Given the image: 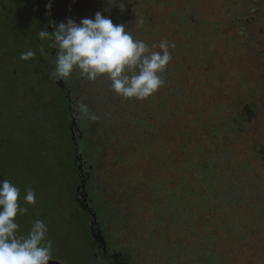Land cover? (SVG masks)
Instances as JSON below:
<instances>
[{
    "label": "rangeland",
    "instance_id": "obj_1",
    "mask_svg": "<svg viewBox=\"0 0 264 264\" xmlns=\"http://www.w3.org/2000/svg\"><path fill=\"white\" fill-rule=\"evenodd\" d=\"M31 1L16 0L11 8L15 11H10V7L6 9L1 7L0 17L5 18L6 13L11 12L15 20L21 18L22 5H30ZM71 1L56 0L63 6L60 8L58 19L53 21L66 22L72 18L79 22L81 20L79 17L75 18L71 13L68 15L67 13L69 11L77 13L80 8L85 11L89 7L92 11L91 18L96 12H102L111 18L114 24L123 23L128 26L132 23L136 34H140L142 40L152 45L150 27L148 23L145 25V19H149L147 10L155 7L157 0H114L115 4L110 0H82L81 5ZM98 2L100 5H97ZM164 5L165 10H162V13L164 11L163 16L167 26H159L158 21L153 18L154 44L158 45L162 40L176 44L180 38L174 33L175 26L169 22V19L172 15L175 17L178 15L180 20H185L191 10L186 5L179 7L175 0H164ZM259 7L254 13V19L248 24L252 34V43L248 48L252 58L251 68L264 71V0L260 1ZM49 21L37 24L31 47L27 49L20 44L21 38L17 37V24L10 23L14 34L12 32L9 34L8 43L0 34L2 46L0 65H5L6 69L15 67L18 70L21 66L18 64V58L9 59L8 56L13 55V51H19L21 54L33 47L35 49L39 47L41 42L37 33L45 25L49 27ZM194 21H196L195 32L198 33L203 44L201 49L204 50V58H207L208 53H212L213 50L216 52L217 46L209 48L207 22L200 17ZM33 22L36 23L35 20ZM210 28L217 35L213 23L210 24ZM0 30H7L4 21ZM182 30L184 29L180 28L181 32ZM6 50H8L7 54ZM38 60V54L29 59L35 64ZM5 61L8 62V66ZM201 61L196 64L197 70L201 67ZM194 66L195 63L192 68ZM253 70L250 71L254 73ZM190 75L197 77V72ZM233 78L230 77V80ZM235 78L237 81L243 79L241 75ZM4 80H6L4 75H0L2 87L5 84ZM19 80L24 82L26 78L21 75ZM241 80L236 86L237 91L244 93L245 89H249L251 93L249 101L256 102L255 105L251 101L255 105L252 108L255 119L252 125L248 126L250 128L248 136L237 134L231 127L230 119H228L230 126L223 119V115L227 113L234 120L237 117L235 108L237 93L234 84L229 82L228 92L221 94L216 82L210 83L214 90H210L209 83L204 84L203 78L198 83L187 82L185 86L193 87L197 84L200 89L196 101L189 105L193 112L182 109L190 134L181 138L182 134L175 129L170 118L171 108L165 105L164 109L168 115L162 118L156 116L153 120L155 131L153 141H156V148L154 146L149 151L148 162L136 168V171L143 170L150 175L156 190L146 192L142 188L146 184H140L138 178L128 176L135 174L128 167L122 168L126 173L125 180L116 184L124 194L118 193L119 196L116 198L108 195L103 203H99L94 201V188L90 187L87 190L85 200L82 199L81 203L93 217L98 219L99 231L96 236H99V240L105 241V245L96 244L98 248L88 255L79 251L82 235L74 234L75 230L80 228L81 219L84 220L86 215L81 213L83 215L81 219L54 223L56 207L47 209L55 197L48 195L50 192L53 193L52 185L45 182L46 158L42 154V143L39 145V139L36 138L39 134L34 135L32 139L33 150L29 145H25L22 138L15 139L12 136L11 130H19V128L22 133L29 132L31 135L36 133L30 127L35 112L33 103L35 108L41 106L39 98L40 95L45 94V91L32 96L33 92H30L29 88L21 90L22 85L17 81L16 93L13 97L18 95L20 98L14 99L9 94L12 92H8L10 87L4 85V91L0 90V99L5 106L8 105V109L0 105V114L10 112L14 115L12 111H15L23 120L18 122L17 119L11 118L10 125L5 127L0 116V180L8 179L20 188L21 203L27 190L26 185L32 187L36 193L35 206L31 208L30 205H26L29 210H33L31 214L17 217L20 234H26L35 219H42L47 224L48 236L53 241V261L63 264H264V150L262 149L264 96L259 97L254 93V88L264 87V84L260 81L259 86L255 84V87H251L250 82ZM45 85L48 95L49 91L53 90L48 83ZM160 93V89L155 92L156 100L154 105L149 104V113L153 111L154 114L157 111L163 113L159 107L160 95L165 98L167 95ZM229 94L231 99L226 102V96ZM139 113L138 109V120H135L137 123H140L145 115V112ZM35 114L38 123L46 118L43 113L44 117L38 116L37 112ZM213 123L214 125H211ZM189 136L194 137L193 143ZM134 137L139 138V135ZM30 180L33 181L29 183ZM122 188H127V191H123ZM64 215L69 217L70 213L65 211ZM63 233L69 235V243L61 238Z\"/></svg>",
    "mask_w": 264,
    "mask_h": 264
},
{
    "label": "trees",
    "instance_id": "obj_2",
    "mask_svg": "<svg viewBox=\"0 0 264 264\" xmlns=\"http://www.w3.org/2000/svg\"><path fill=\"white\" fill-rule=\"evenodd\" d=\"M157 1L155 7L147 10L149 19H145V25L148 23L150 27L152 45L155 41V28L152 27L153 18L158 21L159 26H167L163 16L164 11L162 13V10H165L164 0ZM260 1L182 0L181 2L175 0L179 7L186 5L191 12L186 15L185 20H180L178 15L176 17L172 15L169 19V22L175 26L174 33L180 40L175 44L174 49H169L172 54V61L163 73L165 84L160 88V92L168 96L165 95V98L160 95L159 107L163 113H159V111L156 114L154 111L148 112L149 104L154 105V100H156L155 93V97L153 94L144 100L126 99L112 92L110 82L104 77L89 81L80 77L77 72L67 80H57L51 75L55 66V58H51L50 61L47 58L43 80H45L44 84L48 83L53 91L48 90L50 93L46 95L47 88L45 87V94L40 95L39 98L41 106L35 108V103L32 102L35 112H33L30 127L36 133L32 135L29 132L22 133L20 128L19 130L12 129L11 132L13 138H22L25 145H29L32 150V139L34 135L39 134L36 138L39 139V145L42 143V154L46 158L45 182L52 185L53 193L50 192L48 195L55 197L52 202L49 201L50 204L47 209L56 207L57 214L54 217V223L81 219L83 217L81 213L86 215L84 220L81 219L80 228L74 233L82 235L79 251L83 254L88 255L95 252L98 248L96 244L105 245L104 239L99 240V236H96L99 231L98 219L95 220V225L91 228L95 217L81 203L82 199L85 200L87 190L90 187L94 188L93 198L95 202L99 203H103L108 195L114 198L118 197L123 192L117 188L118 185L116 184L125 180L126 177L125 170L122 171L123 167H128L135 173L128 175L129 177L138 178L140 184H146L142 187L146 192L156 190L150 175L143 170L136 171V168L150 159L148 153L156 145V141H153L155 136L153 120L156 116L162 118L168 115L164 109L165 105H169L168 108H171L169 115L175 129L182 134L181 138L183 139L187 136L186 134H190L182 115V109L193 112L189 105L196 101L200 89L197 84L193 87L185 86L187 82L198 83L203 78L204 84L209 83L211 85L209 86L210 90H214L210 83L216 82L220 87L219 92L221 94L228 92L227 84L229 82L234 84L237 93L235 101L237 117L234 120L227 113V115H223V119L228 126H230L228 123V119H230L231 127L237 134L244 136L250 134L248 126L252 125L255 119L252 109L254 105L252 102L254 101H249L251 94L249 89H245L244 93L240 90L237 91L236 86L241 79L237 81L235 77L241 75L243 77L241 81L250 82L251 87H255V84L259 86L260 81L264 84V71H256L251 68L252 58L248 48L249 44L252 43V34H250L248 24L254 19V13L259 10ZM49 4H51L50 9L47 7ZM36 6V14L39 20L49 21L51 19L50 21H53L58 19L59 11L56 0H39ZM199 17L209 25V48L217 46L216 52L213 50L212 53H208L209 57L207 58H204V50L201 49L203 44L194 28L196 22L194 19H199ZM211 23L216 26L217 35L211 31ZM51 27L50 24L48 28ZM127 28L137 37L132 23ZM180 28L184 30L181 32ZM25 31L27 33L26 29ZM147 44L149 43L147 42ZM199 60H202L201 67L197 70L196 64L200 63ZM194 63L195 66L192 68ZM14 70L11 71L9 78L4 80V85H8L7 82H9L8 87L10 89L8 92H12L9 93L11 97L16 93V86L12 85L15 84V77L17 76ZM250 70H253L254 73ZM195 71L197 77H191L190 74ZM12 76L13 78H11ZM230 77L235 79L230 80ZM36 81H31L28 84L27 87H29L30 92L35 91ZM4 85L0 90L4 91ZM254 90V93L258 94L259 97L264 96L263 86L258 89L254 88ZM31 94L36 96L39 93L33 92ZM13 98L18 99L20 97L17 95ZM226 98V102H229L230 94ZM254 103L256 105V102ZM80 104L87 105L88 114L78 110ZM0 105L8 109V105L5 106L1 99ZM138 109L140 110L139 114L145 112L143 120L139 121L140 123L135 121L138 116ZM12 112L14 115L10 112L0 114L5 127L10 125L11 118L17 119L18 122L23 120L18 113ZM36 112L38 116L46 115V118L43 116L45 120L43 119L41 123L37 122ZM91 114H95L98 119H90ZM137 135L139 138L134 137ZM189 137L192 138L190 141L193 143L194 137ZM262 149L264 150L263 146ZM31 181L33 180H30L29 183ZM25 187L28 188L27 185ZM123 191H127V188ZM126 194L128 193L126 192ZM30 206L33 208V205ZM31 210H29V214H31ZM65 211L70 213L69 217L64 215ZM61 238L69 243L70 237L67 233H63Z\"/></svg>",
    "mask_w": 264,
    "mask_h": 264
},
{
    "label": "clouds",
    "instance_id": "obj_3",
    "mask_svg": "<svg viewBox=\"0 0 264 264\" xmlns=\"http://www.w3.org/2000/svg\"><path fill=\"white\" fill-rule=\"evenodd\" d=\"M112 4L114 0H110ZM50 9L51 4L47 5ZM54 31L45 25L38 33L43 45L50 41L56 52L51 75L67 80L74 73L89 81L104 77L110 90L126 99L144 100L164 86L163 73L172 61L169 49L175 42L162 40L149 45L137 38L123 23L114 24L102 12L79 22L69 18L66 22L49 21ZM159 49L154 50V49ZM44 53L43 47L40 49ZM36 56L33 49L21 53V60ZM78 110L88 114L87 105ZM90 119L96 120L95 114ZM21 190L10 180H0V264H49L53 260V241L48 226L35 219L26 234H20L17 217L29 212L26 205L36 204V193L28 187L22 197Z\"/></svg>",
    "mask_w": 264,
    "mask_h": 264
},
{
    "label": "flooded vegetation",
    "instance_id": "obj_4",
    "mask_svg": "<svg viewBox=\"0 0 264 264\" xmlns=\"http://www.w3.org/2000/svg\"><path fill=\"white\" fill-rule=\"evenodd\" d=\"M15 1L16 0H0V5H1L0 8L3 7L6 9V8L10 7V11H15V9H11V8H13L12 4ZM38 1L32 0L30 5H22L21 9H22V13H23L24 17L22 16L21 18L15 20L14 19L15 17H12L11 12H7L5 18H2V16L0 17V19H1L0 27L2 26L3 21L5 23V27H7V30H0V34H2L4 36V40L7 43L9 41V34L11 32L14 34V29L11 30L12 28L10 27V23L11 24L15 23V24H17V29H16L17 37L21 38L20 44L25 46L26 49H27V47H31V40H32V37L35 35L34 33H35V29L37 28V24L40 22H44V21L39 20L37 14H36V12H37L36 11V8H37L36 4L38 3ZM71 2H74L75 4L79 3L80 5L82 4V0H72ZM56 3H57L58 11H60V8L63 5L61 6V4H59L58 2H56ZM97 5H100V2H98ZM76 6H78V5H76ZM67 9L69 10L70 7ZM91 12H92L91 8L87 7L85 11H82V9L80 8V9H78L77 13H74L73 11H69L67 13V15L71 13L73 16H75V18L76 17H79L80 19L91 18L90 17ZM29 14L31 16V19H30ZM33 20H35L36 23H34ZM247 20H250V19L247 18ZM25 29L27 30L28 35H27ZM19 30H21L22 32H19ZM48 30L54 31V29L52 27L48 28ZM137 38L141 39L140 34L137 35ZM0 47H2V46L0 45ZM41 47H43V49H44L43 54H41V51H40ZM19 48H17V49H19ZM33 50H35L36 54L39 55V60H38V63H36V64L33 63L32 61H29V60H27V61L21 60L19 58V56L21 55L19 51L18 52L13 51L12 54L15 56L10 55V56H8V58L9 59L18 58V60H19L18 64H20L21 66H20V68H18V70L15 69V67H14V69H15L14 71L17 73V76L15 77V80H16L15 83H17V81H18L19 84L22 85L21 90H22V88H26L31 81L37 80L36 81L37 85L34 86L35 91H33V92L40 93V92L44 91V89L46 87V85L44 84L45 80H43L44 71L46 69V57L49 58V61L51 58L56 59V55H55L56 51L53 47H51L50 41H48L47 43L44 42L43 45L40 43L39 47H36V49H35V47H33ZM7 51L8 50H6V54H7ZM5 64H6V66H8L7 61H5ZM23 67H25V68H23ZM12 70H13L12 67L9 69H6L5 65L4 66L0 65V75H4L5 78H9ZM2 71H4V73H2ZM21 75H24L26 78V80L24 82L19 80ZM41 77H42V80H41ZM11 78H13V76ZM7 84L8 85H6V86H9V82H7ZM59 84H61V83H59ZM12 85H15V84H12ZM1 87H2V85H0V88ZM27 88H29V87H27Z\"/></svg>",
    "mask_w": 264,
    "mask_h": 264
},
{
    "label": "water",
    "instance_id": "obj_5",
    "mask_svg": "<svg viewBox=\"0 0 264 264\" xmlns=\"http://www.w3.org/2000/svg\"><path fill=\"white\" fill-rule=\"evenodd\" d=\"M56 51V50H55ZM73 134H75V132H73ZM79 190V189H78ZM95 220H96V217H95V219L92 221V226H91V228H93L94 227V225H95ZM49 264H63V263H61V262H57V261H53V260H50L49 261Z\"/></svg>",
    "mask_w": 264,
    "mask_h": 264
}]
</instances>
